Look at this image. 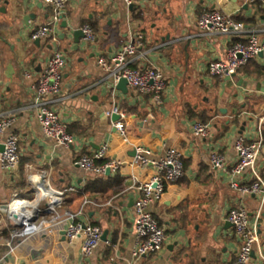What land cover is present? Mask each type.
Returning a JSON list of instances; mask_svg holds the SVG:
<instances>
[{
	"label": "crops",
	"instance_id": "1",
	"mask_svg": "<svg viewBox=\"0 0 264 264\" xmlns=\"http://www.w3.org/2000/svg\"><path fill=\"white\" fill-rule=\"evenodd\" d=\"M209 10L240 18L237 22L258 30L264 39V12L243 0H136L134 9L123 0H69L55 27L56 40L32 41L31 33L50 22L51 6L45 0H0V118H14L7 133L19 135L21 152L16 172L0 168V264H231L241 242L227 217L239 207L247 209L260 238L249 264H264V201L231 187L234 143L239 136L248 142L259 137L264 93L255 85L228 86L209 73L210 62L225 60L236 40L200 32L197 19ZM85 24L96 33V43L76 42L75 32ZM137 35L143 40L133 66L161 71L166 89L159 102L132 88L127 94L116 89L97 63L99 56L110 59ZM55 51L65 55L67 64L51 107L74 137L70 148L47 137L38 120L35 87ZM255 62L264 67V55ZM239 76L264 84V77L255 74ZM115 107L126 114V139L108 114ZM196 122L211 123V134L196 137ZM104 145L105 160L121 161L120 170L104 176L83 171L78 158ZM138 148L149 150L151 161L177 149L185 174L168 184L151 208L165 230V247L135 260L134 202L138 186L156 171L152 163L134 164ZM213 151L224 156L223 168H213ZM258 168L264 176V152ZM43 172L47 186L39 182ZM238 180L250 183L248 175ZM10 213L36 224L39 231L21 236L23 227ZM69 214L100 227L102 236L107 232L92 255H83V237L67 241Z\"/></svg>",
	"mask_w": 264,
	"mask_h": 264
},
{
	"label": "built area",
	"instance_id": "2",
	"mask_svg": "<svg viewBox=\"0 0 264 264\" xmlns=\"http://www.w3.org/2000/svg\"><path fill=\"white\" fill-rule=\"evenodd\" d=\"M68 1L45 0L52 8V17L48 24L40 26L31 33L32 41L56 40L55 27L63 20ZM123 2L130 8L136 3V0H123ZM243 2L253 8L256 5L264 7V0H243ZM197 27L202 34L225 35L236 39L229 47L225 60H214L209 64V73L217 79L225 80L227 77L239 74L242 67L257 59L260 54H264V39L260 37L258 30L237 22L232 16L218 10L202 13L197 19ZM80 29L83 32L82 41L85 44L96 43L97 36L90 25L85 24ZM142 40L143 37L137 35L132 41L123 45L110 59L99 56L97 63L106 71L107 79H110L115 85L121 79H126L128 88L142 94H151L159 102L166 89V81L161 71L133 66V60L142 47ZM66 64L65 55L60 51H55L48 60L35 90L39 99L37 104L38 120L43 133L54 140L56 144L70 148L74 143V137L69 133L68 125L63 121L60 113L51 107V104L56 101L51 98L61 90ZM108 114L119 115L115 127L119 134L126 139V114L119 111L117 107ZM14 121L13 117L0 118V147L3 146V150H0V168L7 174L16 172L21 164L20 137L13 131L7 133ZM261 126H259L260 134L257 140L248 142L244 136H239L234 143L237 161L231 170V175L234 177L231 187L242 195H258L264 201V176L258 168L259 159L264 149ZM211 128L212 124L209 122H196L192 125L193 134L200 138L208 137L211 134ZM107 153L108 145H104L93 155H81L77 164L83 171L95 176H104L107 170L119 171L122 162L115 159L105 160ZM149 153L150 151L147 149L138 148L133 161L139 167H145L152 163L156 169L155 174L148 181L138 186V196L134 202L136 242L132 250V257L135 260L160 252L165 247L167 238L165 230L153 216L151 208L161 201L166 186L178 182L185 174L183 156L177 149H168L164 157L157 161H151L148 158ZM102 160L105 162L98 163ZM210 160L213 168L224 167L225 158L219 152L213 151ZM245 175L249 176L250 183L242 185L238 179ZM68 191H73V189ZM65 193L66 191L59 192L61 196ZM69 218L70 222L65 229L67 241L71 243L75 239L83 237V255H92L101 243L102 229L96 225L79 221L78 214H69ZM227 220L232 224L241 242L238 255L231 264H249L253 252L260 243L257 228L252 226L249 212L244 207L232 209ZM38 231L39 226L36 224L25 223L20 235L28 237Z\"/></svg>",
	"mask_w": 264,
	"mask_h": 264
},
{
	"label": "water",
	"instance_id": "3",
	"mask_svg": "<svg viewBox=\"0 0 264 264\" xmlns=\"http://www.w3.org/2000/svg\"><path fill=\"white\" fill-rule=\"evenodd\" d=\"M247 7V6H246ZM130 9H134V5L130 7ZM75 37H76V42L79 40V38H83L84 35H83V32L81 29H78L76 32H75ZM264 54H260V56H263ZM226 83L228 86H232V85H235L237 87H241L243 89H247V87L249 85H255L258 89V91H261L262 93H264V84L262 83H259V82H248L246 80H244V78L240 77L239 74H234L230 77H227L225 79ZM116 89L122 91L124 94H127L129 92V88H128V83L126 81V79H121L117 84H116ZM223 113H225V111H222ZM113 120L114 121H117L119 120V115L117 114H113ZM243 130L245 129V126L242 128ZM0 150H3V146L0 147ZM263 152H264V149H263ZM107 175H110L111 174V171L110 170H107L106 172ZM33 181V179L30 177L29 179V182L31 183ZM46 181H47V175L43 172V173H40L39 175V182L42 184V186H45L46 184ZM47 186V184H46ZM41 190V189H39ZM2 208L6 211H9L10 210V207L9 205H4L2 206ZM10 217L15 219L16 221L20 222L19 225L21 227L24 226V222L23 220H25L23 217L21 218L19 215H17L16 213H10ZM231 224V223H230ZM232 226V224H231ZM106 236H107V232H105L102 236V240L105 241L106 240Z\"/></svg>",
	"mask_w": 264,
	"mask_h": 264
},
{
	"label": "trees",
	"instance_id": "4",
	"mask_svg": "<svg viewBox=\"0 0 264 264\" xmlns=\"http://www.w3.org/2000/svg\"><path fill=\"white\" fill-rule=\"evenodd\" d=\"M256 9L258 10V12H264V7H262L261 5H256ZM237 21H240V18H237ZM242 72L243 73L255 74V75L259 76V77H264V67L258 65L255 62V60L250 61L247 65L242 67L239 70V73H242ZM68 131H69V129H68ZM69 133H70V131H69ZM262 137H263V144H264V126H263V129H262Z\"/></svg>",
	"mask_w": 264,
	"mask_h": 264
},
{
	"label": "bare ground",
	"instance_id": "5",
	"mask_svg": "<svg viewBox=\"0 0 264 264\" xmlns=\"http://www.w3.org/2000/svg\"><path fill=\"white\" fill-rule=\"evenodd\" d=\"M48 196H50V197L53 199V197H52L51 195H48ZM45 199L47 200V199H50V198H45ZM17 202H20V201H17ZM17 202H16V203H17Z\"/></svg>",
	"mask_w": 264,
	"mask_h": 264
}]
</instances>
